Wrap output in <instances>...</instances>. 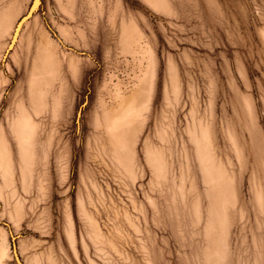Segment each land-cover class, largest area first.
Returning a JSON list of instances; mask_svg holds the SVG:
<instances>
[{"label": "rangeland", "instance_id": "rangeland-1", "mask_svg": "<svg viewBox=\"0 0 264 264\" xmlns=\"http://www.w3.org/2000/svg\"><path fill=\"white\" fill-rule=\"evenodd\" d=\"M16 255L264 264V0H0Z\"/></svg>", "mask_w": 264, "mask_h": 264}, {"label": "water", "instance_id": "water-1", "mask_svg": "<svg viewBox=\"0 0 264 264\" xmlns=\"http://www.w3.org/2000/svg\"><path fill=\"white\" fill-rule=\"evenodd\" d=\"M39 3H40V0H36V6H38ZM30 14H31V13H30ZM30 14H29V15H30ZM29 15H28L26 18H24V19L21 21V23L19 24V26L17 27V31H16V33H15L14 40L16 39V37H17V35H18V32H19L20 27H21L22 24L28 19ZM16 259H17L18 263L21 264L20 261H19V259H18V257H17V255H16Z\"/></svg>", "mask_w": 264, "mask_h": 264}]
</instances>
